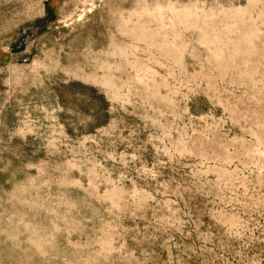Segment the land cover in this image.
Instances as JSON below:
<instances>
[{"label":"rangeland","instance_id":"374dc122","mask_svg":"<svg viewBox=\"0 0 264 264\" xmlns=\"http://www.w3.org/2000/svg\"><path fill=\"white\" fill-rule=\"evenodd\" d=\"M0 264H264V0H0Z\"/></svg>","mask_w":264,"mask_h":264},{"label":"water","instance_id":"95a60500","mask_svg":"<svg viewBox=\"0 0 264 264\" xmlns=\"http://www.w3.org/2000/svg\"><path fill=\"white\" fill-rule=\"evenodd\" d=\"M34 35V29L27 28L21 31L18 35V41L10 45L9 52L12 54L25 53L26 46L29 44L30 39H32Z\"/></svg>","mask_w":264,"mask_h":264},{"label":"bare ground","instance_id":"6f19581e","mask_svg":"<svg viewBox=\"0 0 264 264\" xmlns=\"http://www.w3.org/2000/svg\"><path fill=\"white\" fill-rule=\"evenodd\" d=\"M92 11V10H91ZM85 12V11H84ZM178 12V11H177ZM192 14V13H191ZM82 16V15H81ZM193 16V15H192ZM193 19V18H192ZM207 35V34H206ZM211 35V34H210ZM214 35V34H213ZM145 36V35H144ZM143 37V36H142ZM146 37V36H145ZM217 39V38H216ZM218 54V53H217ZM236 57V56H235Z\"/></svg>","mask_w":264,"mask_h":264}]
</instances>
